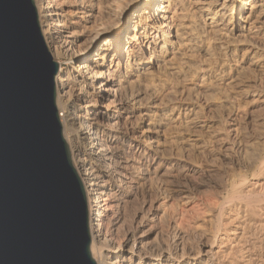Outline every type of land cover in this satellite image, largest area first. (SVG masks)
Instances as JSON below:
<instances>
[{
    "label": "bare ground",
    "instance_id": "obj_1",
    "mask_svg": "<svg viewBox=\"0 0 264 264\" xmlns=\"http://www.w3.org/2000/svg\"><path fill=\"white\" fill-rule=\"evenodd\" d=\"M33 1L58 66L56 104L84 185L96 264H262L264 244L242 240L238 222L264 212V113L240 145L238 173L218 187L192 194L176 184L172 170L193 176L197 167L169 163L167 152H198L222 130L221 115L264 106L248 78L252 69L264 74V0ZM149 181L160 183L158 193L127 218L130 185ZM214 220L213 245L196 251L193 239Z\"/></svg>",
    "mask_w": 264,
    "mask_h": 264
},
{
    "label": "water",
    "instance_id": "obj_2",
    "mask_svg": "<svg viewBox=\"0 0 264 264\" xmlns=\"http://www.w3.org/2000/svg\"><path fill=\"white\" fill-rule=\"evenodd\" d=\"M33 0H0V264H96Z\"/></svg>",
    "mask_w": 264,
    "mask_h": 264
},
{
    "label": "rangeland",
    "instance_id": "obj_3",
    "mask_svg": "<svg viewBox=\"0 0 264 264\" xmlns=\"http://www.w3.org/2000/svg\"><path fill=\"white\" fill-rule=\"evenodd\" d=\"M144 1V0H142ZM127 2V4H125ZM138 1L137 0H125L123 2V4H121V8H125L126 6L128 5H135ZM124 5V6H123ZM123 6V7H122ZM134 13L129 15V27L130 25L132 24V20L134 18ZM131 22V24H130ZM126 35V34H125ZM135 34H133L131 37L134 38ZM86 41L84 40V38L81 39V45H84ZM202 56V55H201ZM77 64V63H76ZM64 67H67V65H65ZM254 69L248 71V78H249V82L250 84L255 88V89H260V91H264V74H259L258 71H253ZM256 73V74H254ZM247 74V75H248ZM259 75V77H258ZM255 78H254V77ZM262 76V77H261ZM254 78V79H252ZM261 79V80H260ZM252 80V81H251ZM256 81V82H255ZM255 82V83H254ZM260 82V83H259ZM258 83L261 85H258ZM256 85V86H255ZM260 87V88H259ZM262 88V89H261ZM259 91V90H258ZM251 102H250V106H247L244 108V109H241L242 112L240 111L239 113H237L236 115H225L223 114V116L221 115V118L222 120L220 119L221 121V126L219 125V129L222 131H218L216 133V135L214 137H212L211 139H208V137L204 134L205 136V139L207 140H211L210 143L209 141L205 140L206 141V147L207 149L203 148L201 149L200 151H202L200 153V151L198 152H190V151H183V150H180L177 151L178 148H175L173 149L170 148L168 150V154H171V155H167L168 158H172L171 161L169 163H174V164H182V165H185L187 166L188 168H192L194 165L197 167V170L198 172H195L192 175H187L186 172L180 170L179 172V169L177 170H172V172H170L171 176L169 179L173 180L176 184L178 185H182V187H186V188H189L190 192L192 194H199L200 191H207L206 189H210V188H215V187H218L219 185L218 184H221L222 181L225 182L228 178H230L232 175L238 173V169L240 168L239 167V159L238 156H240L241 152L240 151V145H242L243 143L251 140L253 138V136L256 134V131H258L261 127V117H262V114L264 113V106L262 103H258V104H254L253 106H251ZM203 109H204V113L207 115L208 114V110L207 108H205L206 106H202ZM263 108V109H262ZM249 109V110H248ZM244 110V111H243ZM261 110V111H260ZM59 111V110H58ZM249 111V112H248ZM207 112V113H206ZM262 112V113H261ZM246 115H244V114ZM260 113V114H259ZM238 115V116H237ZM209 116V114L207 115ZM227 116V117H226ZM230 116V117H229ZM235 116V117H234ZM225 117V118H224ZM234 117V118H233ZM242 117V118H241ZM258 117V118H257ZM260 117V119H259ZM229 118V119H228ZM231 118V119H230ZM227 119V120H226ZM256 119H258L257 121H255ZM239 120L241 122H239ZM224 121V122H223ZM236 121V122H235ZM255 121V123L253 122ZM230 122V123H229ZM224 123V124H223ZM253 123H254V128H253ZM223 125V126H222ZM239 125V126H238ZM233 126V127H232ZM238 126V127H237ZM223 127V128H222ZM242 129H241V128ZM256 127H259V128H256ZM226 128V129H225ZM234 128V129H233ZM238 128V129H237ZM253 128V129H252ZM236 129V130H235ZM257 129V130H256ZM241 130H243V132L245 133H241ZM253 130H255L253 132ZM238 131V132H237ZM226 134H225V133ZM252 132V133H251ZM236 133V134H235ZM247 133V134H246ZM223 134V135H222ZM241 136H240V135ZM234 135L236 136V138L234 137ZM249 135V137H247ZM253 135V136H252ZM222 136V137H220ZM226 136V139H224ZM239 136V137H237ZM228 137V138H227ZM245 137V138H244ZM247 137V138H246ZM222 138V142L221 140H218V139ZM215 139V140H214ZM228 139V140H227ZM225 140V142H223ZM239 140H241L239 142ZM246 140V141H245ZM213 141V142H212ZM211 145L208 146V143ZM212 142V143H211ZM238 142V143H237ZM214 143V144H213ZM219 143V144H218ZM237 143V144H236ZM242 143V144H241ZM213 144V145H212ZM215 144H218L215 146ZM239 145V146H238ZM234 146V147H233ZM236 146V148H235ZM222 147V148H221ZM233 147V148H232ZM209 148V150H208ZM212 148V149H211ZM214 148V149H213ZM226 148V149H225ZM172 149V151H171ZM176 149V150H175ZM216 149V150H215ZM220 149V151H219ZM229 149V150H228ZM232 149V150H231ZM236 150V151H235ZM239 153H238V152ZM183 153V155H182ZM188 153H189V156H188ZM191 153V154H190ZM198 155H197V154ZM186 154V155H185ZM196 154V155H195ZM201 154V155H200ZM200 155V156H199ZM203 155V156H202ZM180 158H178V157ZM188 156V157H187ZM194 156H196L194 158ZM199 156V157H198ZM226 156V158H225ZM227 156H229L227 158ZM233 156V158L231 157ZM175 157V159H174ZM183 157V158H182ZM192 157V158H191ZM187 158V159H185ZM229 158H231V162H229ZM182 159V160H181ZM195 159H196V163H195ZM214 159V160H213ZM237 159V160H236ZM184 160V161H183ZM161 161L160 159L157 161L159 162ZM175 161V162H174ZM183 161V162H182ZM225 161V162H224ZM219 162V163H218ZM186 163V164H185ZM236 163V164H235ZM199 164H200V167H199ZM177 165H176V168H177ZM199 167V168H198ZM239 167V168H238ZM170 168V166H169ZM175 169V168H174ZM236 169V170H235ZM215 170V171H214ZM218 170V171H217ZM235 170V171H234ZM238 170V171H237ZM237 171V172H236ZM180 175H179V173ZM182 172V173H181ZM226 172V173H225ZM234 172V174H233ZM175 178H177V182L175 181V179L172 178V176H175ZM186 174V175H185ZM218 174V175H217ZM199 175V176H198ZM191 177H195V179H193V182ZM198 177V178H197ZM203 177V178H202ZM201 178V179H200ZM183 179V180H182ZM197 179V180H196ZM226 179V180H225ZM195 180L197 182H195ZM200 180V181H199ZM212 180V181H211ZM221 181V182H220ZM155 181H149V183H151V185L147 182L146 184L143 183L142 187H138L137 185L135 184H131L130 185V189H131V192H132V195L131 196H127L122 205H123V208L124 210L127 209V213H129L127 215L126 213V216L127 218H131L132 216L134 215H141L143 212H145V210L148 208L149 206V200L152 199V197H154L153 195H156L159 190V187H160V183L159 182H155ZM199 182V183H198ZM217 182V183H216ZM220 182V183H219ZM157 183V184H156ZM183 183V184H182ZM188 183V184H187ZM191 183V184H190ZM197 183V184H196ZM206 183V184H205ZM148 184V185H147ZM153 184H156L154 186ZM185 184V185H184ZM194 184V186H193ZM205 184V185H203ZM216 184V185H215ZM150 185V186H149ZM159 185V186H158ZM187 185V186H186ZM197 185V186H196ZM154 186V188H153ZM191 186V187H190ZM148 189H147V188ZM193 187V188H192ZM198 187V188H197ZM207 187V188H206ZM150 188L152 190H150ZM191 188V189H190ZM158 189V190H156ZM197 189V191H196ZM155 190V191H154ZM196 192H195V191ZM198 192V193H197ZM150 194V195H149ZM153 194V195H152ZM149 196H152L151 199ZM149 198V200H148ZM148 200V201H147ZM124 202H127V203H124ZM145 208V209H144ZM125 211V212H126ZM129 211V212H128ZM263 213V214H262ZM261 214L259 213L257 216H255L254 218H246V219H241L239 220L240 222H238L240 225L242 224L241 222H243V224L241 225V228L239 230V232H242L243 233V238L242 240H244L247 244L250 243L251 245H257V246H262L264 244V227L261 228L259 226H255V225H259V224H264V212H262ZM262 217V218H261ZM250 219V220H249ZM254 221V222H253ZM251 222V224H250ZM215 223V224H214ZM253 223L255 225H253ZM234 224V223H233ZM231 224L229 225L228 229L229 230H233L234 229V225ZM214 225V226H213ZM213 225H210V228H208L209 226H207V231L205 233H208L207 235L205 233H199V234H196V237L197 239H193V246H195V249L196 251L199 250V251H202V250H205L209 245L212 246L213 245V240H211L212 238H214V235H215V229H216V221L214 220L213 222ZM238 225V224H237ZM244 225V226H243ZM251 225V226H250ZM253 225V226H252ZM234 226V227H233ZM249 228H248V227ZM255 226V227H254ZM251 227V228H250ZM212 228V229H211ZM214 228V229H213ZM231 228V229H230ZM248 228V229H246ZM259 228V229H258ZM242 229V230H241ZM258 229V230H257ZM214 230V231H213ZM253 230V231H252ZM262 230V231H261ZM212 231V232H211ZM261 231V232H260ZM224 230H221V233H223ZM253 233V234H252ZM262 233V234H261ZM212 234V235H211ZM201 235V237H200ZM210 235V236H209ZM255 235V236H254ZM212 236V237H211ZM247 236V237H246ZM249 236V237H248ZM255 238H254V237ZM256 236H257V239H256ZM252 237V238H251ZM250 239V241H249ZM255 239V240H254ZM261 239V240H259ZM195 240V241H194ZM254 242V243H253ZM209 243V244H207ZM195 244V245H194ZM261 244V245H260ZM259 249V248H258ZM262 264H264V258H262ZM261 263V262H260Z\"/></svg>",
    "mask_w": 264,
    "mask_h": 264
}]
</instances>
